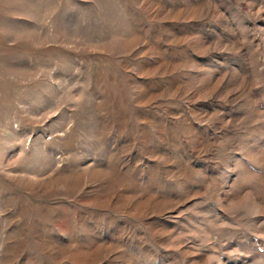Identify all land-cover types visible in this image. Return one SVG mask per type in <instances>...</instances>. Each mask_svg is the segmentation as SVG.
I'll use <instances>...</instances> for the list:
<instances>
[{
  "label": "rangeland",
  "instance_id": "374dc122",
  "mask_svg": "<svg viewBox=\"0 0 264 264\" xmlns=\"http://www.w3.org/2000/svg\"><path fill=\"white\" fill-rule=\"evenodd\" d=\"M0 264H264V0H0Z\"/></svg>",
  "mask_w": 264,
  "mask_h": 264
}]
</instances>
